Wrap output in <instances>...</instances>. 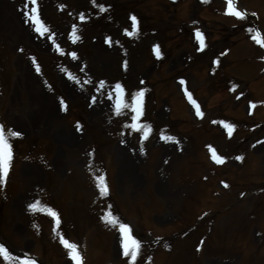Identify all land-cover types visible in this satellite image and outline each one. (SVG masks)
Instances as JSON below:
<instances>
[{
    "label": "rangeland",
    "instance_id": "obj_1",
    "mask_svg": "<svg viewBox=\"0 0 264 264\" xmlns=\"http://www.w3.org/2000/svg\"><path fill=\"white\" fill-rule=\"evenodd\" d=\"M24 1L26 3H18L17 0H0V40L3 42L1 44L0 41V45L4 46H0V59H5L4 71H6V75L1 74L2 78H0L2 79L3 87V94L0 99V125H3L6 131L7 129L13 130L14 128L24 134L26 138L38 136L46 140L48 144L41 146L40 152L33 153L30 158L31 161L18 158L13 165L17 176L12 175L11 177L10 174L7 189L8 195L4 193L2 196L0 191V241L12 256L22 260L21 258L24 256L30 255V253L26 252H34L41 257L40 250L44 245L50 251L53 243L58 242V240H55L56 242L48 241L50 235L51 238H56V231L54 233L50 232L46 242V237L42 238V240H37L32 235V233L36 235L35 232L27 228V214L24 213L26 209L23 200L26 198L25 201H29L35 195V186L37 185L47 187L49 192L51 191V198H55L53 204L61 209L62 217L68 225L66 230L60 229L61 234L59 235L68 238L69 242L76 244V241L80 240V238L74 234L83 232L94 225L101 226L97 217L99 211L95 212L88 206V200L95 192V187L92 185L98 184V181L89 180L87 182L84 177V172L87 171L85 168L86 159L90 158L89 154L85 152L88 151L87 148H89L92 136H97L100 144L104 146L103 159L99 157L98 160H103V170L109 174V187L113 193L115 205L118 206V210L122 214L123 221L128 220L127 222L130 224L134 223L133 228H131L133 237L138 235L146 238L145 232L147 229L150 230V228L153 234H161L164 231L166 234H170L169 232L172 230L167 225L174 223V220H185L184 218L187 217L182 216V207L185 206L186 209H192V205L196 206L202 200L206 202V204L202 203V207L204 208L209 207L208 204L216 206L220 202L230 203L238 198L237 192L239 190L246 191L243 200L244 208L246 204L250 207L262 203L261 197L257 200L251 196V191L259 186H248L246 188L244 185L235 184L229 192L223 191L221 184L216 179H210L209 184L207 182L208 186H212V189L218 190L220 194V196H213V193L210 196L211 190H208L207 186L204 185L206 183L202 184L198 179L199 171L194 173L193 182L191 183L185 182L188 181L185 179L183 183V180L179 182L175 181L174 178L176 177L173 173H171L170 178L166 177V179L160 176L161 170L163 172L172 170L183 154L178 153V151L176 152L174 148L168 149L162 145V142L157 143L156 140L159 134L164 135L167 133L166 130L162 129V125L166 124L164 123V119L168 115L162 109L165 101L163 99L164 96L173 105L174 115L178 117L186 116L189 119L190 126L183 128V130L190 135L191 141L192 138H195L193 139L192 144L194 145L192 146V150L197 153L200 151V143L203 140H198L197 132L192 134L194 124L198 122L192 117L191 106L187 104L185 106L180 100L181 93L189 92L192 89L198 99L204 105L207 104L206 108L204 106L206 111L204 120L207 117H213L215 110L222 109H229L226 113L233 115L237 120L238 118H240V121L244 120L246 110H248V106L245 105L248 95L246 93L238 97L239 92L242 93L244 90L243 80H247L245 85L246 90L250 94L252 91L256 99L264 101V74L262 76L257 74L262 70L263 65L255 61L256 57L261 54V51L253 48L249 43L240 44L244 40L241 30H234L232 34L235 35L234 39L238 41V46L241 45L238 49L236 48L238 55L244 56V60L247 62L244 61V63L237 65L236 68H232L235 66L233 65L227 69L230 74L229 76L233 78L230 88L234 93L231 95L224 91V88L227 86L226 81H230L231 79L227 78L228 75L223 74L230 60L226 61L224 59L222 65L220 64V66L215 68L213 75L215 81H212L207 72L206 67L208 64H204L206 58L222 49H217L216 42L210 43L208 50L203 54L204 57L199 61L204 65V68L199 69L196 66L198 62H189L186 59V53L194 55L195 42L186 23L196 18L193 13L195 10H198L195 0H187L185 2L181 0L176 5V9H179L178 13L175 14L170 11L160 18L157 17V12L162 9L160 0H147V7L151 11H156L154 13L156 22L147 25L144 20V25L141 24V26L144 30L154 27L153 29L156 30V33H146L143 35L141 40L136 42L135 48H132L130 55L129 53L128 55L120 53L119 48L116 46H106L104 42L110 38L103 37L102 34L80 32L79 26L75 23L69 24V22L57 21L58 18L55 15L58 14L60 8L55 7L51 0H36L35 4L31 0ZM123 1L133 0H117V6L122 9L120 12H117L116 9L112 10L114 14L113 18L108 22L110 30L107 33V35L112 34L114 38L117 37L116 32L119 30L117 23L119 20L125 22V17L127 18V11L129 10L125 8L128 5L121 6ZM241 1L243 6L256 11L257 15L253 23L259 26L264 34V0ZM33 8L36 9L35 13L32 12ZM138 8L142 9L144 7L138 6ZM181 9H186V11L183 10V12ZM25 12H28L29 15L37 16L44 25L45 17L49 22H52V29L50 28L47 33L41 36L34 30L37 25L31 20H28L27 23L25 22L26 17L21 16ZM199 13L203 17L207 15L206 11ZM2 16H4L5 22L2 20ZM205 24L208 29L209 27L214 28L213 22H209V25L207 22H203V25ZM224 24L230 25L229 21H224ZM73 26H75L76 35L79 36V39L75 42L70 38ZM220 27L222 30H226V27ZM220 27L215 26V28ZM180 28L186 31L183 40L177 38V32H180ZM61 32H63V35H61ZM221 35L220 39H226V35L228 34L222 31ZM157 36L165 39L167 42L169 41L167 44H175L181 40L173 54H169L168 58L166 57L165 62L160 66L162 67L161 69H155V62L150 59L148 60V48L152 42L150 40L156 39ZM145 37L146 39L143 42ZM182 41L185 42L182 43ZM110 43L116 44V41L110 39ZM23 45L26 48H31L38 54L41 63L45 67L48 66L44 63V58L47 62L50 59V55L56 60L58 58L59 66L57 67L63 76H72L74 79L75 75L77 79H104L107 81L109 88H114V85L118 83L117 80L121 81V85L125 89V101L129 104V107L123 109L119 115L116 114L115 105L110 109L111 111L109 109L105 110L101 105L102 108L100 110L95 109L99 108L97 105L88 108V99H86L88 95L84 94L85 99L76 97L75 95L71 96L70 93L73 92L69 89L65 90L66 83L63 80L64 78L56 72L57 69L55 73L52 67L49 66L50 68H47L49 74H45L49 80H46L53 83L56 93L63 95L70 104L78 101L82 105L78 114L80 117H83V123L79 125L80 129L78 131L77 126H72V119L68 117V114H63L62 110L59 111L55 95L47 92L43 83V77L34 73L33 68L29 66L28 61L25 59L26 51H18ZM57 45L59 46V51H57ZM139 48L142 51L137 52ZM72 52L76 53V59L71 57L70 54ZM125 62H127L126 68L124 66ZM169 76L177 77L181 83H175L174 79L169 78ZM144 79H147L146 82H144ZM163 79H165V82L161 83ZM142 81L143 83H141ZM236 81L241 84L240 91L238 92L235 90L236 85H239L236 84ZM214 83L219 88L221 87L220 93L215 95H213ZM149 84L152 87L151 93L147 92ZM140 90L144 91L146 104H151L144 117L155 116L153 120L158 122V124L153 126V138L148 141L149 144L151 143L149 148L150 155L147 158V163L144 164L145 166H142L141 162L136 163L134 161L135 158H132L128 150V142L127 144L125 142L128 139V134L130 135V139L139 140L140 131L130 132L131 127L126 126L134 123L129 118L132 116L131 95ZM191 94L194 97L193 93ZM39 97L44 101L43 106H48L50 109L51 116L41 111L39 102L41 100H38L40 99ZM108 102L109 99L107 98L104 102L106 106ZM152 106L153 110L151 111ZM255 110H258V112L250 119L251 123H255L259 119L264 120V113L262 114L264 112V105L259 108L256 107ZM202 114L205 116L204 113ZM241 124L242 122L239 123V125ZM158 129L162 130L157 133ZM254 131L255 133H253ZM254 131H248V136L240 143L246 147L248 142L264 135V132L260 133L264 131V125L256 128ZM259 133L260 135H258ZM242 134H244V130L239 128L236 136L228 142L223 139L222 133L219 130L214 129L213 132L204 134L203 138L205 141L216 143L220 154H226L227 159L230 160L232 154H234L232 150L241 141L238 139H240V135ZM225 148L230 151H227ZM189 150L186 151V148L184 149V158L188 157L186 156L188 153L190 154ZM239 150L240 148L236 151ZM247 152L246 165L244 164L243 168H241V172L245 176L246 171L247 175L251 176L250 181L258 182L261 180L259 177L264 176V143L260 142V144L254 145ZM164 158L168 160L165 164L163 163ZM181 160L183 161V156ZM129 164L132 165V170H130ZM230 164L237 166L234 163H229L225 168L230 167ZM46 166L49 167V170L44 169ZM50 166L52 167L51 169ZM133 169L134 175L132 173ZM95 170L100 171V167H97ZM136 176L139 178L137 184L134 182ZM133 184L136 185L134 186ZM193 197L197 200L194 201ZM134 203L138 205L136 206ZM179 206L181 210L178 211ZM48 207L49 205L43 206L41 212L47 213V216L50 217L51 215L48 214L47 210ZM132 209L137 211L136 215ZM41 212H36L38 217ZM140 214L144 220H147L144 225L141 223ZM40 217L44 219V217ZM134 219H136V222ZM222 220H225V217ZM245 220L246 218L244 222H246ZM105 224L107 227L115 225L111 222H106ZM45 225L46 228H41V231L48 230L49 221ZM183 227H186V225H183ZM94 233L92 231L87 234L86 258L83 254H80L82 258L87 259L88 264H105L108 262L123 264L124 256L122 252H118V249L121 250L119 248L121 247L119 239L114 241V237L111 236L110 232L108 234H106L107 232H99L101 238L97 237ZM78 250L80 252L79 247ZM65 251L66 249L62 248V250H57L55 254L52 252V264H73ZM212 262L214 261L212 260ZM0 264L7 263H2L0 260Z\"/></svg>",
    "mask_w": 264,
    "mask_h": 264
},
{
    "label": "snow or ice",
    "instance_id": "obj_2",
    "mask_svg": "<svg viewBox=\"0 0 264 264\" xmlns=\"http://www.w3.org/2000/svg\"><path fill=\"white\" fill-rule=\"evenodd\" d=\"M31 2L33 4H35L36 0H31ZM203 2H207V0H203ZM92 4L94 7H98L99 11L101 13L107 11V8L102 3L97 4V0H92ZM60 7L63 8L64 5H60ZM32 12L35 13L36 9L33 8ZM226 14L234 16L237 19H241V20L245 19L246 15H247V13L241 12L240 10H238L236 8V6L233 3V0H227ZM253 15H255V14H253ZM24 16L26 17V21H25L26 23L28 22V20H31L35 25H37L34 30H35V32L39 33L41 36H43L45 33H47L49 31V29L47 27H45V25L38 19L37 16L29 15L28 12H25ZM84 19H85V16L83 13H81L80 14V20L84 21ZM130 19L132 21V24H131L132 31L125 29V33H124L125 35H127L129 37L135 35L138 32V25H137L136 17L131 16ZM249 31H251V29H249ZM256 35L259 36V33H257ZM196 37L200 41L201 47H203V36H202V33H200L198 30L196 31ZM70 38L73 40V42H75L79 39V36L76 35L75 26H73V30L70 33ZM49 39H51V37H49ZM253 39H255L256 43H258L262 47H264V41L256 39V37H253ZM106 42L110 43V39H106ZM56 47H57V51H59V46L57 45ZM153 52L157 58H160L161 53H160V49H159L158 45L153 46ZM70 55L73 59L77 58L75 52H72ZM33 63L35 64V60H33ZM124 66L126 68L127 62H125ZM36 71L37 72L40 71L39 66H36ZM69 78L74 79L71 76H69ZM141 83H143V81ZM104 84H105V81H100L101 88H103ZM113 90H114L115 96H116L115 111H116V114L119 115L123 109H127L129 107V104L125 101V89L120 83H116L114 85ZM108 99L109 100L112 99V92L111 91L108 93ZM189 99H191V97H189ZM92 102L95 103V97H93ZM131 102H132L131 112L134 113V115L131 116V120L134 123H132L131 125H128V126L133 128V129H136L138 131L141 128L146 129L145 135L142 138V139L146 140L148 138L150 128L147 125H141L138 123L140 121V118L144 114V91L140 90V91H136L135 93H133L131 95ZM193 104H195L194 101H193ZM60 106H61V110H66V105H65V102L63 101V99L60 100ZM196 115L202 116V113L200 112L198 107L196 110ZM224 127L229 129V134H231L232 125L225 124ZM79 129H80V126H79V124H77V130L79 131ZM21 136H22V133H20L18 131H14L12 129H7V131H6L5 127L3 125H0V187H2L6 183V180H7L10 168H11V164H12V161L14 159L13 141L16 138H20ZM161 138L162 139H168V140L172 139L171 137H163V136ZM141 152H143V149H141ZM213 159L218 164L223 163V159L220 156L216 155L215 153H213ZM237 159H241V158L237 157ZM97 180H98L97 187L99 189L101 196H106L108 194V187L104 182V177L99 176V177H97ZM225 186H227V185H225ZM28 208L30 211L33 209H36L37 204L36 203L29 204ZM48 214L54 218L57 217V214L54 211H52L51 209H48ZM108 215L110 216L111 213H109ZM106 222H111V223L115 224L116 221L113 219L111 221H106ZM57 223H59L58 218H57ZM119 228L121 231L122 255L126 258H129L128 264H137L138 257H140L141 243L139 240L133 238V236L131 235V229L129 228V226L127 224L122 223L119 225ZM59 242L67 250L68 257L73 262V264H83L82 257L80 255V252H79L76 244L70 243L63 236L59 237ZM0 258H3V260H5V261H11L13 259H17L16 257L10 255L9 250L2 244H0ZM18 264H36V262L34 260L28 258L27 256H25V258L23 260L18 261Z\"/></svg>",
    "mask_w": 264,
    "mask_h": 264
},
{
    "label": "bare ground",
    "instance_id": "obj_3",
    "mask_svg": "<svg viewBox=\"0 0 264 264\" xmlns=\"http://www.w3.org/2000/svg\"><path fill=\"white\" fill-rule=\"evenodd\" d=\"M39 98H40V97H39ZM38 100H41V101H39V102H40V108H41V110H43V111L48 110L49 113H51V112H50V109H49L47 106H46V107L43 106V102H44L43 99L40 98V99H38Z\"/></svg>",
    "mask_w": 264,
    "mask_h": 264
}]
</instances>
